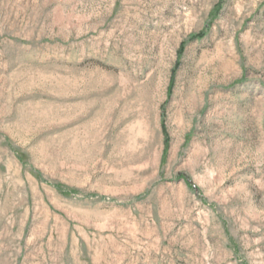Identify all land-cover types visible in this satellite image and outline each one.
<instances>
[{
	"label": "rangeland",
	"instance_id": "obj_1",
	"mask_svg": "<svg viewBox=\"0 0 264 264\" xmlns=\"http://www.w3.org/2000/svg\"><path fill=\"white\" fill-rule=\"evenodd\" d=\"M0 264H264V0H0Z\"/></svg>",
	"mask_w": 264,
	"mask_h": 264
}]
</instances>
